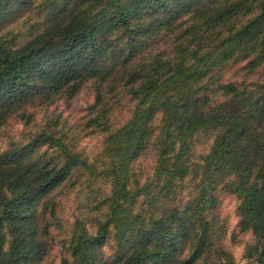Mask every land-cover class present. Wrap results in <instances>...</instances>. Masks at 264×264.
<instances>
[{"label": "trees", "instance_id": "obj_1", "mask_svg": "<svg viewBox=\"0 0 264 264\" xmlns=\"http://www.w3.org/2000/svg\"><path fill=\"white\" fill-rule=\"evenodd\" d=\"M185 13L173 51L151 52L159 29L174 31ZM21 15L22 24L38 19L19 39L9 23ZM237 60L247 69L264 62V0H0V126L88 79L93 107L104 84L134 101L116 126L102 108L90 119L106 131L97 158L49 127L0 152V264H32L49 251V195L76 172L106 178L110 189L95 230L72 229L61 264H236L213 244L204 215L217 185L236 196L238 229L253 236L245 255L264 264V75L223 79L221 68ZM199 130L215 134L194 163L190 138ZM151 144L152 173L140 182L131 162ZM190 171L198 190L180 207ZM110 237L119 253L108 261L99 248Z\"/></svg>", "mask_w": 264, "mask_h": 264}, {"label": "rangeland", "instance_id": "obj_2", "mask_svg": "<svg viewBox=\"0 0 264 264\" xmlns=\"http://www.w3.org/2000/svg\"><path fill=\"white\" fill-rule=\"evenodd\" d=\"M155 11L154 15L161 14ZM185 13L181 19L172 23L174 31L159 29L157 41H155L151 52L159 48L173 51L176 31L181 30L186 24L183 21L189 17ZM35 15L28 18L24 24L21 15L9 24L17 38H23L33 31L32 24ZM241 19L244 17H240ZM189 23L191 20L188 21ZM8 24V25H9ZM177 25V26H176ZM148 52V51H147ZM245 60L230 61L220 70L223 79L232 81L250 82L262 78L264 75V62L253 69L244 67ZM96 81L88 79L82 83L74 95L68 97L63 92H55L50 99L34 102L24 107V115L12 114L0 126V152L8 148L11 143L24 142L42 127L53 128L57 132L66 134V138L81 153L89 159L99 157L102 149L103 136L106 131H100L95 121L90 120L100 112V108L108 116L110 127L125 121L131 114L133 100L122 87L102 86V102L93 107L95 98ZM160 114L153 120V127H157ZM156 131V130H155ZM215 132L197 131L190 138V160L198 162L200 157L209 149ZM155 149L151 145L146 147L132 162L131 169L134 177L140 182L152 173ZM193 172L190 171L183 177L181 189L178 193L177 204L181 207L186 201L197 193V181L191 179ZM110 185L106 178H93L89 180L85 175L74 173L70 179L59 185L49 195V208L45 212L44 221L49 222L48 240L49 251L32 264H61V257L68 256V240L72 229L77 225L86 226L90 231L95 230V218L103 216L104 206L100 200L109 193ZM214 202L204 209V215L209 217L213 223L214 245L222 246L233 256L236 264H256V262L245 255L246 246L252 241L250 231H240L237 226L238 216L235 207L238 199L235 195L225 192L219 185L214 189ZM102 258L110 261L115 258L119 249L110 237L99 248Z\"/></svg>", "mask_w": 264, "mask_h": 264}]
</instances>
